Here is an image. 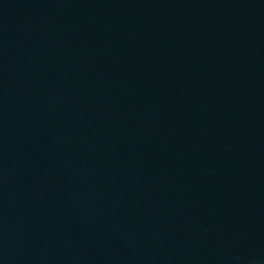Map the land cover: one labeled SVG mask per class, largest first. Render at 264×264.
Segmentation results:
<instances>
[{"label":"water","instance_id":"obj_1","mask_svg":"<svg viewBox=\"0 0 264 264\" xmlns=\"http://www.w3.org/2000/svg\"><path fill=\"white\" fill-rule=\"evenodd\" d=\"M0 264H264V0H0Z\"/></svg>","mask_w":264,"mask_h":264}]
</instances>
